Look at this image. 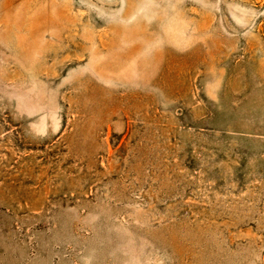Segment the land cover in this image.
Listing matches in <instances>:
<instances>
[{"label": "rangeland", "instance_id": "1", "mask_svg": "<svg viewBox=\"0 0 264 264\" xmlns=\"http://www.w3.org/2000/svg\"><path fill=\"white\" fill-rule=\"evenodd\" d=\"M0 264H264V0H0Z\"/></svg>", "mask_w": 264, "mask_h": 264}]
</instances>
